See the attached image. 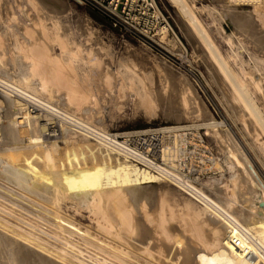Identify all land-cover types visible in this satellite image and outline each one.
<instances>
[{
  "label": "bare ground",
  "instance_id": "6f19581e",
  "mask_svg": "<svg viewBox=\"0 0 264 264\" xmlns=\"http://www.w3.org/2000/svg\"><path fill=\"white\" fill-rule=\"evenodd\" d=\"M34 1H32V3ZM232 1L249 2L253 5L252 13L249 14L246 12V16L238 17L236 13H231L232 15L234 14L237 19L239 31H253V19L255 18L262 26L264 25V0ZM45 2L44 0V3ZM171 2L175 5L179 14L184 18L196 37H198L199 41L202 42V45H204L203 47H205L207 52H205V54L209 60L212 61L213 68H215L214 71L218 75L217 77L220 78L219 80L222 81V84L228 87V89L227 87H225V89L228 90L230 101L236 105L235 109L237 108L238 113L248 118L254 128L259 130V133L256 134L257 136L262 135L264 137V108H260L256 102V97H258L257 94L263 97L261 84L256 81L254 77H251L248 71L244 72L239 66L240 74L230 68L227 59L221 55L217 47L213 44L207 30L198 19L195 13L197 8H195L193 4H190L187 0H171ZM2 7L3 3H0V83L2 85L0 91V105L2 108L0 175L6 177L19 190H26L32 196L50 201L49 206H41L39 208L40 210L37 209L38 207H34L35 204L32 206L33 209H37L38 214L37 212L35 214V211L33 212L32 210L26 213H30L29 215H31L33 212L35 216H32L44 220L45 222L42 224L47 225L46 227L51 229L54 236L62 240L64 244L62 247H56L37 236L38 232L36 233L37 235H35L34 232L31 233L32 230L29 232L13 224V228H10V225H8L9 223L1 219V217V231L4 230L5 233L7 230L13 236H7L9 233L6 235L0 233V249L2 250L0 251V259L2 258V261L6 259V261H8L7 264H191L194 262L195 257L191 256V252L193 255L196 250L184 247L180 240H176V242L178 241L177 243L174 241V246L177 245L176 248H178L179 254H176L177 257L178 255L181 257L176 258L175 255L173 259H169L167 256V250L173 244L175 236L168 228V219L166 217V211L171 208L168 202L169 200L166 198L168 191L161 192L159 188L161 193L159 194L158 192V196L155 198L156 208L154 212H150V208L148 209L147 207V203L152 201L155 197V194H153V186L157 187V184L160 185L163 182L159 181L155 176L142 172L129 163L111 155V153L103 150L100 144L92 142L83 132L76 128L77 124H84L89 127H96L102 131L105 130L102 125L97 126L96 123H94L96 122L95 120L99 112V109L96 107L97 98L92 96L91 93L88 95L83 91L86 96L80 95V97L76 99L79 95L76 94V96H74V92L79 87L76 86V89L74 87L73 91L71 89L72 86L69 87L68 85L70 82L67 81V76H72L70 77L72 79L74 75L69 73L71 71V73H74L72 67L74 60L77 58L84 59L85 56L84 58L82 57L81 54H83V49H81V46L71 37L72 35L71 32L69 33L68 31L69 29L64 30V25H62L60 20L61 17L59 16L60 8L53 3H48V5L45 4L43 7H37L38 14L36 17L34 16V18H36H33L34 20L31 19L32 17H29V12L27 13V10L23 9L22 12L24 17L29 20L26 19L29 23L20 24L18 21H15L14 16L11 14L1 15L4 12L2 11L1 13ZM34 12H36V10ZM252 31H250V35H257L258 32ZM255 37L257 38V36ZM225 39L229 45L233 44V40L231 41L230 36H226ZM8 40H11L10 44ZM54 47H57L59 53L52 57L50 52ZM89 53L90 52L87 54L89 55ZM63 54L69 56H67V59H70L68 63H70L71 66L69 67L71 71L68 69L69 72L66 71L67 69L64 68V66H61L62 64L59 65V57ZM89 56V58L86 57L88 62L96 65L98 64V66L100 65V61L95 55ZM252 60L254 59L252 58ZM261 62L262 66L264 60ZM62 67L66 69L65 73H69V75L61 71V69H63ZM62 72L67 78L64 76L61 77ZM118 73L117 70L114 74H110L109 71L106 72V81H104L105 79L103 80L105 84L107 80L110 83L112 77L118 76ZM139 74L131 70L130 75L126 78L127 88L131 92V103L138 108H142L144 110L143 113L146 115L154 116L156 114V102L159 101V103H161L160 101H163L164 103V101H167L166 103L168 104L171 99L170 101L169 98L163 100L165 90L163 93L162 88L159 89L160 91L158 90V92H148ZM66 82H68V84ZM73 82L75 85L77 81L73 80L72 83ZM78 83L79 82H77V85L79 86L80 83ZM64 85H68V87L65 86L66 89L70 88L72 92L71 94L67 93V91V94L61 92V100L63 102L61 108L63 117L61 133L59 136L53 137L52 139H45L44 133L47 130L45 121L51 120V114L56 109V103L58 101L54 103L52 100V103L49 100L43 99L41 94L45 93L50 96V87L53 86L55 87V93L60 95L58 88L60 86L65 88ZM80 90L81 88L76 90V92L79 93L78 91ZM148 90L150 89L148 88ZM172 94H174V97L176 96L175 93ZM184 100L185 99H179L177 105L176 103L174 104L176 106L172 105L174 108H171L168 111L169 114H167L169 118L175 120L177 123H179L183 115H186L183 111V107L185 108L184 103H186ZM172 102H174V100H172L171 103ZM27 103H29V105ZM30 104L43 107L45 111H42V113H32L29 110ZM169 106L168 104V107ZM198 112L199 109L196 113ZM203 112L204 111H202V113ZM205 113L207 112L203 114ZM201 114L199 112V115L195 116V118H200L202 116ZM211 119L210 117V120ZM97 123L101 124V121L98 120ZM202 125H215V122L213 121L211 123L210 121V123ZM21 129L26 131V133L24 131L25 135L21 133ZM48 133L52 134L51 132ZM221 133L225 144H227V148L230 150V154L227 155L226 158L229 160V168L232 169L229 179L230 187L228 185L226 188L220 186L217 184L220 182H217L215 178L205 181L207 187H204L202 192L205 197V202H203L202 209L200 211L198 210L199 212L196 213L200 220L195 219L200 222L198 224H200L203 231L207 228L210 235H212V241H210L212 245L218 242V237L220 235L226 237L229 231L227 219L244 228L254 238L259 248L264 253L263 181L253 170L254 167L252 168L251 163L248 162L249 159L246 158L247 156L245 157L241 152L240 145L232 138L231 132L226 128L224 130L222 129ZM65 138L71 144V154L73 159L76 160V163L73 164L70 160V169L58 170L56 158L54 156L56 149L52 143L57 139L64 140ZM62 144L64 145V141ZM26 150L32 151L31 156H34V158L37 157L43 160L45 165L44 168L46 169L44 173L41 171L39 172V170L36 169L37 167H34L35 165L32 164L30 158L24 159V167H17L11 164V162H9L10 164H3L4 156L7 155V153L13 152L19 154ZM37 151H40L41 154L39 155ZM77 151L79 154L76 153ZM79 158L82 161L81 163L79 162ZM6 160L8 159L6 158ZM4 163L6 162L4 161ZM39 163L41 162L39 161ZM242 185L252 194L253 200H255L257 205L262 209L259 217L253 220L251 219L250 221L248 218H252L256 213L254 210H249L248 212H250L252 216L250 215V217L247 215L248 218L245 216L248 208L245 209V206L243 207L242 204L240 206V203H242L240 199L241 191L243 190ZM13 199H15V197ZM175 200L176 199H174V201ZM5 201L3 200V202ZM67 201L72 204V207L75 208L76 211H79L80 208L85 209L88 214L92 216L91 221L95 225L96 230L103 234L104 237H98L97 234L91 233L88 229H83L74 222L62 218L61 215H59L61 212H58V210L61 208V204ZM46 203L48 204V202ZM182 203L184 204L183 207L187 209L191 206L190 200H187L186 204L184 201H182ZM26 207L23 206L22 208L24 209ZM214 209H218L220 215L215 212ZM187 214L188 213H186V215ZM196 214L193 213V216L195 217ZM174 215L175 214H173V216ZM188 225L189 224L186 226ZM193 225L194 224H192V226ZM185 228L186 227H184L183 230ZM188 229L189 227H187L186 230L189 231L191 227L189 230ZM143 232L146 236H144ZM199 235L201 236V233H199ZM110 239L127 244V248L111 244L109 241ZM197 240L195 241L197 242ZM199 242H197V244ZM200 245H202V243H200ZM204 247L202 249L200 248L202 252L206 250ZM208 249L209 248H207V250ZM226 250L230 257L223 260L228 264H264V256L263 260L260 261H244L234 256L228 249ZM5 251L7 252V256ZM84 252L86 254H83ZM173 253L172 255H174ZM209 253L211 255V252ZM207 259L213 264V260H210L211 258ZM6 261H4V264Z\"/></svg>",
  "mask_w": 264,
  "mask_h": 264
},
{
  "label": "rangeland",
  "instance_id": "374dc122",
  "mask_svg": "<svg viewBox=\"0 0 264 264\" xmlns=\"http://www.w3.org/2000/svg\"><path fill=\"white\" fill-rule=\"evenodd\" d=\"M32 1L0 0V3H3L1 13L2 11H4L1 15L11 14L14 16L15 21H18L20 24H28V19L24 17V14L22 12L23 9H26L27 13L29 12V17H32L31 19L34 20L36 19L34 18V16L36 17V15L38 14L37 7L39 8L43 7L45 4L48 5V3H53L58 8H60L59 16L61 17L60 20L62 25L65 26H63L64 30L69 29L68 31L69 33L71 32V37L81 46V49H83L82 53L84 55L81 54L82 57L84 58L85 56L84 59L77 58L76 60H74L72 65L74 73H71L72 71L69 68L71 67L70 63H68V61L70 62V59H67L69 56L67 54H63L62 56H60L59 65L62 64L61 66H64V68L67 69L66 70L62 67L63 69H61V71L65 73L66 71L69 72L70 70L71 72L69 73L74 74L73 78H76L71 79L70 77L72 76H67V78L65 76L66 73L64 74L63 72L61 77L64 76L65 78H67V81L70 83H66L69 85V87L72 86V90L74 87L76 89V86L79 87L76 90H79L81 88L82 91H78L80 94L77 93L76 90L74 92V96H76V94L79 95L77 96V98L75 97L76 99H78L80 95L86 96V94L89 95V93L97 98L96 107L97 109H99V112L96 117L97 119L95 120L96 122H94L97 126L102 125L105 130L109 131H123L156 127L167 124L180 125L192 123L199 125L201 124V126H203L202 124L210 123V121L212 123L214 121L215 125H208L203 127L206 129L205 131L208 135V141L212 145H214L216 147V150L221 154L222 173L219 176H211V178L209 177L205 181L215 178L217 182H220L217 183L220 186L226 188V186L228 185L230 187L229 179L232 169L229 168V160L226 159L227 155L230 154V150L229 148H227V144H225L221 133L222 129L224 130L227 128L228 131L231 132L230 134L235 142L240 145L239 147L242 150L241 152L245 155V157L247 156L246 158L249 159L248 162L251 163L252 168L254 167L253 170L256 172V174L264 184V137L262 135L257 136L256 134L259 133V130L254 128L253 124L250 122V120H248V118L241 116L240 113H238L237 108L235 109L236 105H234V103L230 101V98L228 96L229 93L227 92L228 90L225 89V87L227 86L222 84V81L219 80L220 78L217 77L218 75L214 71L215 68H213L212 61L209 60V58L205 54L206 50L205 47H203L204 45H202V42L199 41L198 37H196V35L190 29L184 18H182V16L179 14L177 8L175 7V5H173L171 0H156V3L160 11L164 15L170 27V30L168 37L165 36L160 40L154 39V41H150L140 36L131 35L130 33L125 32L124 28H114L104 18H102L100 15L93 12L89 8L85 7L77 0H45V3L44 0H35L33 2L34 4L32 3ZM187 1L190 4H193L195 8H197L195 13L198 19L200 20L203 27L207 30L213 44L217 47L221 55L227 59L230 68H232L239 74V67L242 68L244 72L248 71L250 76L254 77V79H256V81L261 84L263 89V97L260 94H257L258 97H256V102L260 108H264V62L261 66V61L264 60V25L262 26L258 21H256V18L253 19L254 30L250 31H255L258 33L257 35H250L249 30V32L239 31L237 19L234 16L235 13L238 17L246 16L247 13H252V3L240 1L235 2L232 0ZM35 10L36 12H34ZM233 12L234 14L232 15L231 13ZM226 36H230L231 41L233 40L232 45L228 44L225 39ZM255 36H257V38ZM8 43L10 44L11 40H8ZM88 52H90L89 55H95V57L100 61L99 66L98 64L96 65L88 62V59H86V57L89 56L87 54ZM50 53L51 56L54 57L59 53V50L57 49V47H54V49ZM251 56L254 60H252ZM254 57H257V60ZM116 70L120 74L118 73V76H114L115 79L112 77L110 83L107 80L108 83L106 82L105 84L104 81H106V72L109 71L110 74H114ZM131 70L136 71L138 74L140 73L139 76H141V78L143 79L142 81L144 87L148 92H158V90L162 88V91L164 93L165 90V94H163L164 97L162 96L164 98L163 100H166V98H169V101L170 99L171 101L174 100V102L172 103L171 101L168 102L171 107H168V104L166 103L167 101H164V103L163 101H160L161 103L157 101L155 108L156 114L153 116L146 115L145 113H143L144 110L142 108H138L137 106L132 104L130 100L131 92L127 88L128 86L126 79L130 75ZM69 73H67L66 75H69ZM73 80L79 82V86L77 85V82L74 85V82L72 83ZM68 85H64V87H68ZM50 88L51 95L48 96V94L43 93L41 94L42 98L45 100H49L52 103L53 101L54 103L58 101L56 103V106L62 108L63 102L61 100V92L63 94H71L72 90H70V88L66 89V87L63 88L62 86H60L58 88V91H60L59 95L55 93V87L51 86ZM148 88L150 90H148ZM83 91L86 94H84ZM172 93H175L176 96L174 97V94ZM179 99H185L184 101H186V103H184L185 108L183 107V111L186 115H183L182 119H180L179 123H177L175 120L169 118L167 114H169L168 111L171 108H174L173 106L177 105ZM175 103L176 105H174ZM27 104L29 105V103ZM198 109L200 114L202 113V111L207 112L208 114L205 113V115L203 114V112L200 118H195V116L199 115V112L196 113ZM210 117L212 118L211 120ZM98 120L101 121V124L97 123ZM21 131V133L23 134L25 130L21 129ZM25 133L23 135H25ZM61 140L63 139H57L55 140L56 143H52V145L56 149L54 154L56 158V165L58 170H68L71 167V161L73 164H75L76 160L73 159V156L71 154V144L65 138L63 140V145V141ZM65 142H68V145ZM89 143L92 144L91 142ZM31 152L32 151L26 150L19 154H15L13 152L7 153V155L4 156V161L6 163H4L3 161V164H10L9 162H11V164L17 167H24V159L30 158L32 164L35 165L34 167H37L36 169L39 170V172L41 171L44 173L46 169L44 168L45 165L43 160L41 158L38 159L37 157L34 158V156H31ZM37 152L39 155L41 154L40 151ZM76 153L79 154L78 151ZM6 158L8 160H6ZM39 161L41 163H39ZM79 162H82L80 158ZM205 181L203 182V187H207ZM157 187L153 186V194H155V197L152 201H149L147 203V207L148 209L150 208V212H154L156 208L155 198L156 196H158V192L160 194L162 191H168L166 198L167 200H169L168 202L171 205V208L167 210L169 212L166 211V217L168 219V228L170 229V232L175 235L173 244L167 250L168 258L173 259L178 253V248H176L177 245H174L176 240H180L184 247L196 250L195 252L193 251V255L191 252V256L195 257L194 262H192L191 264H211L207 258H211L210 260H213V264H228L225 262V260L230 257V255L226 250L227 248L225 246V236L220 235L216 244H210V241H212V235H210V232L207 228L203 231L200 227V224H198L200 222L196 220H200L197 217L196 213L202 209L203 205L194 202L192 199L180 193L176 188L167 183H161L160 185L157 184ZM163 187L165 190L163 189ZM0 188V215H2L0 216V218L2 217L1 219L7 221L9 223L8 225H10V228H13V225H15L21 229L28 230L29 232L32 230L31 233L34 232L35 235H37L36 233L38 232L37 236L48 241L53 246H63V241L54 236L51 229H49V227H46L47 225L42 224L45 221L41 218L34 217L36 212L38 214L37 209L40 210L39 208L41 206H49L50 201H45L44 199H41L37 196H32L30 193L23 189H20L22 190L20 191L11 181L1 175ZM159 188L161 189V192ZM242 188L243 190L241 191L240 196L242 203H240V206L242 204L243 207L245 206V209L248 208L246 210L247 214L245 213L246 217L247 215L252 216V214L248 212L249 210L255 211L256 214H254L252 218L247 217L249 221L251 219H256L259 217L262 209L257 205V202L253 200L252 194L245 189V186L242 185ZM13 189L15 190V192ZM25 194L27 197L25 196ZM14 197L15 199H13ZM174 199L176 200L174 201ZM3 200L6 201L3 202ZM33 200H35L36 202ZM187 200H190L191 202V206L189 209L183 207L184 204L182 203V201H184V203L186 204ZM46 202H48V204ZM63 203L61 204V208L59 209L61 211L58 210V212H61L59 213V215H61L62 218L70 222H74L83 229H88L91 233L97 234L98 237H104L103 234L96 230L95 225L91 221L92 216H90L85 209L80 208L79 211H76L75 208L72 207V204H70L68 201ZM33 205L34 207L38 208H35L36 210L33 209ZM23 206H27V209L24 208L25 211L22 208ZM30 210H32L33 212L35 211V214H33V212L31 213V215H29L30 213H26L31 212ZM172 211L173 214H175L174 216L172 214ZM186 213H188V216L186 215ZM193 213L196 214L195 217L193 216ZM186 223L190 226H186ZM192 224L194 225L192 226ZM22 226H24L25 228ZM184 227H186L184 229L185 231H187V227H189V229L191 227V229H188L189 231L185 232L183 230ZM0 233H3L5 235L9 233L7 234V236H13L7 230L4 233V230L1 231L0 229ZM199 233H201V236L199 235ZM143 234L144 236H146L144 232ZM192 235L194 238L192 237ZM195 240H197V242H200L197 244ZM109 241L111 242V244H116L127 248V244L120 243L116 240L111 239ZM221 241L223 245L221 244ZM200 243H202V245H204L205 247L200 245ZM201 246L206 250L202 252ZM207 248L209 249L207 250ZM0 251L2 250L0 249ZM209 252H211V255ZM172 253L174 255H172ZM5 254L7 256V252ZM83 254L86 253L84 252ZM170 255L173 257H171ZM178 257L181 256L178 255ZM178 257L176 255V258ZM0 260V264H4V261H6V259H3L4 261H2V258ZM7 263L8 261L5 262V264Z\"/></svg>",
  "mask_w": 264,
  "mask_h": 264
},
{
  "label": "built area",
  "instance_id": "2783aa9c",
  "mask_svg": "<svg viewBox=\"0 0 264 264\" xmlns=\"http://www.w3.org/2000/svg\"><path fill=\"white\" fill-rule=\"evenodd\" d=\"M77 1L114 28H124L131 35L150 41L168 37L170 27L156 0ZM1 87L0 83V91ZM29 110L42 113L45 108L30 104ZM1 115L0 105V140ZM62 119L61 107L57 106L51 114V120L45 121V139L60 135ZM76 126L89 140L100 144L103 150L173 186L200 205L205 202L203 182L222 173L221 154L208 141L206 129L199 124H167L123 131H102L84 124ZM214 210L220 215L218 209ZM226 221L229 223L225 237L226 248L244 261L263 260L264 253L254 238L237 223Z\"/></svg>",
  "mask_w": 264,
  "mask_h": 264
}]
</instances>
